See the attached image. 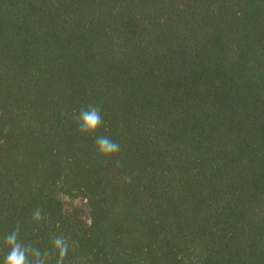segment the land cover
I'll use <instances>...</instances> for the list:
<instances>
[{
  "label": "trees",
  "instance_id": "1",
  "mask_svg": "<svg viewBox=\"0 0 264 264\" xmlns=\"http://www.w3.org/2000/svg\"><path fill=\"white\" fill-rule=\"evenodd\" d=\"M14 228L65 264H264V0H0V264Z\"/></svg>",
  "mask_w": 264,
  "mask_h": 264
},
{
  "label": "clouds",
  "instance_id": "2",
  "mask_svg": "<svg viewBox=\"0 0 264 264\" xmlns=\"http://www.w3.org/2000/svg\"><path fill=\"white\" fill-rule=\"evenodd\" d=\"M76 121L77 131L84 136L94 140L96 153L102 158V163L113 164L116 168L122 167L118 158L121 152V145L118 141L107 135L96 133L103 127L102 107L99 104L88 103L83 105L76 112H73ZM7 131V128L5 129ZM135 173L124 172L120 179L123 183H131ZM45 219L41 209L33 210L32 220L39 222ZM3 244L7 249L3 264H51L55 258V264H65L70 251V241L64 235H54L51 240V248L41 249L30 243H25L19 238V228L5 233Z\"/></svg>",
  "mask_w": 264,
  "mask_h": 264
}]
</instances>
